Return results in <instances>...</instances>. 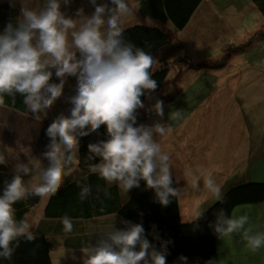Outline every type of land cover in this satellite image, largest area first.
I'll use <instances>...</instances> for the list:
<instances>
[{
  "label": "clouds",
  "instance_id": "clouds-1",
  "mask_svg": "<svg viewBox=\"0 0 264 264\" xmlns=\"http://www.w3.org/2000/svg\"><path fill=\"white\" fill-rule=\"evenodd\" d=\"M17 0H9L10 7ZM20 14L15 23L9 21L0 33V104L7 95L15 103L17 94L36 120L47 116V111L63 95L68 77L76 78L75 94L67 97L70 114H60L46 129L50 138L47 150L42 153L48 161L19 162L14 175L0 194V258L10 260L21 239H36L33 227L27 220L16 218L14 205L31 196L51 197L61 187L64 168L79 151L80 137L97 132L106 125L107 139L88 144L87 161L99 158L88 165L91 174H98L109 185L116 183L120 189H130L145 182L155 192L162 206L170 204L179 195L173 187L170 156L162 151L155 137L168 134L167 124L152 126L137 124V110L145 105L141 96L154 91L157 82L151 78L154 57L123 39L122 19L131 14L126 0H110L97 4L90 0L94 12L85 15L78 8L75 17L67 16L61 4L70 6L72 0H38L27 6L19 0ZM55 76L59 83L50 82ZM155 113L163 117V101L157 100ZM181 115L178 110L175 118ZM8 160L0 155V165ZM39 175V183L25 182V176ZM192 187L199 189L201 177L189 171ZM80 188L79 198L91 195L87 184L76 180ZM205 188L217 201H223L221 187L211 177L204 179ZM107 194V193H106ZM203 218L198 213L196 219ZM249 217L230 218L223 210L211 224L219 238L242 233L248 248L256 252L264 246V234L251 235L245 225ZM63 231L73 230L72 219L61 218ZM125 228L115 226L82 252L83 264H166L167 241L158 250L145 236L140 223L123 221ZM186 262L187 257L181 256Z\"/></svg>",
  "mask_w": 264,
  "mask_h": 264
},
{
  "label": "rangeland",
  "instance_id": "rangeland-1",
  "mask_svg": "<svg viewBox=\"0 0 264 264\" xmlns=\"http://www.w3.org/2000/svg\"><path fill=\"white\" fill-rule=\"evenodd\" d=\"M25 2L33 7L38 0ZM96 2L111 7L110 0ZM126 3L132 11L122 19L123 28L137 23L153 24L150 18L138 12L137 1L126 0ZM16 7L20 10L19 0ZM81 7L85 15L94 12L90 0H72L70 6L61 4V10L73 18ZM197 8L199 11L194 12L189 25L196 12L197 15L187 30L186 27L175 31L172 25H167L179 38L175 37L169 50L162 51L155 60L154 67L166 62L169 74L161 89L145 99L144 108L138 109L141 124H167L169 132L160 137L159 143L162 151L170 156L172 175L185 177L188 169L196 172L201 167L206 174L224 176L227 183L224 190L245 181H264V35H260V31H264V17L251 0H201ZM196 66L204 68L194 70ZM210 67L215 69L210 72ZM189 69L191 74L184 78ZM54 73L53 69V82L59 83ZM191 76L198 77L189 78ZM213 76L220 79L216 91ZM188 78L190 82L184 84ZM76 83L75 77H68L63 95L39 121L29 110L18 114L0 105V155H4L8 163L15 166L19 156V162L41 160L47 166L48 161L36 151L39 131L46 122L62 113H70L71 104L66 98L75 94ZM157 100H163V117L154 111ZM178 110L181 115L175 118ZM154 138L157 137L154 135ZM75 163L76 153L65 166L63 177ZM218 167L219 173L216 172ZM29 181L38 184L39 175L30 176L26 183ZM46 199L41 198L28 217L30 225L41 218ZM215 200L214 197L212 202ZM205 206L197 204V212L190 221ZM238 206L244 208L238 218L242 214L249 217L246 229L264 227L262 203ZM87 225L93 226L88 222ZM256 229L254 235L259 234ZM52 258L54 264H83L86 259L82 250L63 247L52 251ZM237 264H264V248L243 255Z\"/></svg>",
  "mask_w": 264,
  "mask_h": 264
},
{
  "label": "trees",
  "instance_id": "trees-1",
  "mask_svg": "<svg viewBox=\"0 0 264 264\" xmlns=\"http://www.w3.org/2000/svg\"><path fill=\"white\" fill-rule=\"evenodd\" d=\"M135 1H137L138 12L150 18L153 24L129 25L123 28V39L150 53L155 60L163 49L173 42L172 30L167 25H172L175 31H182L201 3V0ZM251 1L264 17V0ZM19 14L18 8L10 7L9 3H1L0 33L9 21L15 23ZM260 35H264L263 30L260 31ZM150 71L151 78L157 82V88L150 93L146 91V94L141 96L143 102L161 89L169 74L168 65L165 63L156 67L153 65ZM50 82H53V77ZM0 105L18 113L28 111L23 103V97L19 94L16 96L15 103L5 95L4 103ZM57 117L41 127L35 144L36 151L43 153L47 150L46 146L50 138L46 135V129ZM141 122L142 117L137 113V124ZM107 138L106 125H102L97 132L79 138L75 166L70 168L63 177L59 190L51 197H47L41 218L32 225L31 230L35 233L36 239L32 242L21 239L20 246L15 249L12 258L10 260L0 258V264H54L52 251L59 246L67 249L86 248L106 233L102 230L104 222L100 221L92 227H88L86 222L98 218L101 220L100 218L112 215H116L117 220L122 222L142 224L146 238L158 250L162 242H169L166 245V264H207L209 258L216 252L218 236L211 224L216 222L220 210L232 218V211L238 205L262 203L264 206V181H245L225 189L222 192L223 201L215 200L210 203L201 212L203 218L184 221L179 212L178 196L173 197L169 205L162 206L157 201L154 190L146 188L143 180L140 181L139 187H134L127 193L116 183L109 185L98 174L89 173L88 165L98 162L99 158L87 161L88 144ZM13 175L12 164L0 165V194L5 181H10ZM28 178L29 176L24 177L25 182ZM76 180L91 188V195L83 201L79 198L80 188L75 183ZM172 186L176 187L174 179ZM40 201L41 197L31 196L27 200L17 202L14 205L17 220H27ZM65 215L69 216L73 222V230L68 234L63 231L61 223V218ZM181 256L187 257V261H181L179 259Z\"/></svg>",
  "mask_w": 264,
  "mask_h": 264
},
{
  "label": "crops",
  "instance_id": "crops-1",
  "mask_svg": "<svg viewBox=\"0 0 264 264\" xmlns=\"http://www.w3.org/2000/svg\"><path fill=\"white\" fill-rule=\"evenodd\" d=\"M1 3H9V0H4V1L2 0V2H0V4ZM135 3H136V1H135ZM197 10H198V8L195 11H197ZM19 12H20V10H19ZM197 12L193 17L191 24L189 25V22H188V24L186 25V27H187V28L185 27L186 30L193 24V21L197 15ZM172 35H173V42L171 43V45L175 42V39H174L175 37L179 38V36L177 37L176 34L173 32H172ZM171 45H168L165 49H163V51H166L168 48L171 47ZM165 64H166V62H165ZM215 66H218V64H215ZM201 68H204V67L196 66L194 70H198V71L200 70L201 71ZM209 69L211 72V69H215V68L210 67ZM191 72H192V70H190V69L187 72H185L184 78L186 77V75L188 73L190 75ZM197 77L198 76H191L189 78L197 79ZM189 78L184 81V84H187L188 82H190ZM213 78H215V77L213 76ZM217 80H218V82H217ZM215 81H216V86H217L220 82V79L215 78ZM216 90H218V86L214 89V91H216ZM10 111L15 112L13 110H10ZM15 113H17V112H15ZM169 139H170V136H169ZM157 140H158V142H160V137H157ZM189 171L193 172L192 169H188V172ZM220 171H221V169L218 167L216 172L219 173ZM193 173L198 174L201 177V179L199 181V189L198 190L192 187V177L187 175V173L185 174V177L184 176L181 177L179 175H173L174 176L173 179L175 180L176 187H177L178 192H179V195H178L179 212H180L181 218L184 221H190L189 218L195 212H197V211H195V207L197 204L201 205L203 203V204H206V206H208L212 202L214 196L204 186V179L206 177H211L216 182V184L221 187V191L224 190L225 185L227 184L225 179H224V176L218 177L216 174H214V175L206 174L203 172V168H201V167L197 168L196 172H193ZM239 207L240 206H236L233 209L232 218H238V216L244 210V208H239ZM242 215H244V214H242ZM115 217H116V215H112L109 217L100 218L101 220H98V219L92 220V223H90V221L88 223L92 224L94 226L95 224H99L100 221L104 222L105 225L104 226L101 225V226H102V230L105 232L110 231L114 226L117 229H121V228L126 227V225L122 221L117 220V217L116 218ZM117 225H119V227H117ZM255 229L251 228V231H250L251 235H254ZM256 231L259 234H264V227L260 226L256 229ZM60 247H63V246H59L56 249V251L59 250ZM63 248H65V247H63ZM261 248H264V246H262ZM65 249H67V248H65ZM82 249H84V248H78L75 250H82ZM68 250H70V249H68ZM249 250L250 249L248 248L247 241L243 239L242 233H233L231 236L223 237V238L217 237V239H216V252L214 255H212L209 258V260L207 261V264H237V262L242 259L243 255L245 256V255H248L252 252L251 250L249 252ZM75 257L78 258V257H80V255H75Z\"/></svg>",
  "mask_w": 264,
  "mask_h": 264
}]
</instances>
